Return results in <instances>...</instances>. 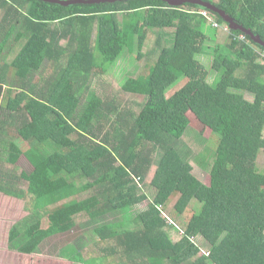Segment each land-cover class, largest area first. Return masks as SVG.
<instances>
[{"label": "trees", "instance_id": "16d2710c", "mask_svg": "<svg viewBox=\"0 0 264 264\" xmlns=\"http://www.w3.org/2000/svg\"><path fill=\"white\" fill-rule=\"evenodd\" d=\"M204 1L264 40V0ZM0 13V191L32 199L25 224L11 231L13 239L23 235L21 252L32 254L48 238L74 232L76 217L86 214L99 223L94 234L110 245L98 242L99 257L84 264H264L262 45L196 3L0 0ZM213 22L227 25L230 36L227 45L213 47L211 68L219 78L209 83L199 58L215 41L206 33L208 26L216 29ZM155 30V49L144 54ZM135 46L136 61L157 56L148 72L121 83L133 98L109 100L93 90V79L109 74ZM49 65L54 72L42 74ZM236 84L254 99L233 92ZM186 111L213 136L208 184L192 165L202 167L207 158L169 130ZM19 139L37 161L20 179L16 172L10 178L6 166L27 153ZM153 167L154 196L146 211L131 214ZM17 181L37 188L26 193ZM89 190H95L91 197L78 199ZM195 204L174 242L166 229ZM108 216L112 221L103 223Z\"/></svg>", "mask_w": 264, "mask_h": 264}, {"label": "rangeland", "instance_id": "374dc122", "mask_svg": "<svg viewBox=\"0 0 264 264\" xmlns=\"http://www.w3.org/2000/svg\"><path fill=\"white\" fill-rule=\"evenodd\" d=\"M0 19H1V13H0ZM213 26V25H212ZM215 27V26H214ZM211 28L210 26L206 27V33L208 36L214 38V42L209 46H212L210 48L209 53H205L203 56H201L199 59L203 63V65L208 70L209 76H208V82L209 83H215L219 75L211 68L213 63V47L217 44L219 45H227L229 42V36H230V29L227 25H219L217 27ZM174 29H165V33H171ZM158 36V31H151L149 34L148 42L146 43V47L144 49V54H149L147 52L152 51L155 49V41ZM13 40V39H12ZM64 45H67L66 42H63ZM11 46V42L8 44L7 50H5L6 55L8 52V49ZM18 53V51H14L11 56L9 57L10 60H12L15 55ZM133 55V56H132ZM132 55H124L119 59V61L114 65L110 67L109 74L103 76V77H96L92 81L93 90H96L98 93H104L106 98L109 100L114 99L118 101H128L130 98H133L132 95L125 94L122 91V85L121 83L127 78H133V77H139L141 73L148 72L149 66L154 62L156 59V56L153 55V57H147L143 56L141 60L136 61L137 57V49L135 46V52ZM44 72V73H43ZM42 72V74H51L54 72V68L49 66H46V69ZM38 75H41L40 73ZM185 81V80H184ZM180 82L176 87L172 88V90L169 92L170 94L174 93L175 90H177L180 85L184 82ZM233 84V83H231ZM230 89L235 93H244L246 98L248 100H253L254 96L251 95L249 92L245 90L243 86H240L239 84H236L235 86H231ZM140 101H143L142 97H139ZM170 133L176 136L178 139H182L190 147H192L193 151L197 153L198 156L201 155L205 157L206 162L202 167H198L195 162H192L193 165V173L196 176L197 179L202 181L205 184H208L209 182V168L212 163V159L214 158V150L211 147V139L212 134L211 132L203 127L199 121L198 117L192 112V111H186L184 114H181L178 117V122H175L174 124L169 125ZM19 145H22V150L27 151L25 154V158L27 159L26 164H20L22 165V168L26 171H32L33 165L37 161V153L26 143L22 140H18ZM30 149V150H29ZM84 150H80V153H84ZM29 159V160H28ZM264 156L261 158V161H263ZM25 161V159H24ZM31 163H30V162ZM262 166H264V163L261 162ZM31 164V165H30ZM10 173L13 174L15 172V167L9 166ZM119 171L122 172L121 168ZM156 171V167H153L151 172L149 173L147 180L144 184H141L140 187L142 188V194L137 198L135 202V206L131 209V214H139L143 211H146L148 208V202L153 198L155 190L151 186V181L154 177ZM21 171H18V173ZM70 172L72 173L69 178L74 179V176L76 174V169L74 167H70ZM10 178H13V175L10 176ZM18 179H20V176H18ZM19 182V181H17ZM24 183L25 192L26 191H35L37 186L34 184H28L26 181H22ZM17 188H21L23 186L20 185V183H16ZM95 190H89L87 192H84L80 195H78V199L82 200L88 197H91L94 194ZM177 198H173L170 201V204H168L167 209L164 210L165 214L169 216L170 212L174 208L176 204ZM32 201V199H31ZM32 205V204H31ZM197 204L195 206L189 207L186 213H184L181 218L178 217L176 227L167 228V232L170 236V238L176 242L180 240L183 236V229L186 226L187 222L191 218V216L194 214V212L197 210ZM32 209V207H31ZM26 216L28 214L21 213V217ZM16 215V214H15ZM17 219H14V222ZM112 221V217H106L102 222L108 223ZM76 223L77 228L74 230V232L58 236L56 238L50 239L49 242L43 247L38 248L37 250H40V253L43 254L42 259H45V264H73L71 259L78 254L83 255L84 258L90 257L92 252L96 254L97 250V243L99 242L100 247H106L110 244L106 242L100 241L99 237L94 234V229L98 226L99 223H94L92 220L86 215H79L76 217ZM172 223V222H171ZM195 242L200 244L201 247L203 245V251L205 250L203 242H201L200 239H195ZM202 254V252H201ZM96 257H99V255H96ZM110 261V260H108ZM105 263V260L103 261V264Z\"/></svg>", "mask_w": 264, "mask_h": 264}, {"label": "crops", "instance_id": "0c3cea01", "mask_svg": "<svg viewBox=\"0 0 264 264\" xmlns=\"http://www.w3.org/2000/svg\"><path fill=\"white\" fill-rule=\"evenodd\" d=\"M16 143L19 144L18 140L16 141ZM26 162L27 159L25 157H21L18 160L15 166V172L17 176H20L22 172L25 171L20 164H26ZM9 166L10 165L6 166L5 168L8 173L10 172ZM18 171L21 172L18 173ZM9 174L15 175L14 173ZM20 185L23 186L22 190L25 191L24 183L20 182ZM27 212L28 214H31L30 196L25 195V197L22 196V198H18L11 195H6L5 193L0 191V264H45L46 260L42 259V256H44V252L43 254L40 253V250H37L32 254L21 252V244L19 243L21 242V240H24L23 235H19L20 237L16 238L14 237V239L12 238L11 231H13V228L16 225L25 224V220L28 218V215L24 216L23 214V216L21 217V213L27 214ZM14 219L17 220L14 222ZM56 237L58 236L48 238L39 246V248L42 246L44 247L50 239ZM12 239L15 241H13ZM96 255L98 254H94L93 252L90 257L84 258L83 255H81L82 260H80L77 255L76 257L74 256L71 261L73 262V264H84V261H89L96 258Z\"/></svg>", "mask_w": 264, "mask_h": 264}, {"label": "water", "instance_id": "95a60500", "mask_svg": "<svg viewBox=\"0 0 264 264\" xmlns=\"http://www.w3.org/2000/svg\"><path fill=\"white\" fill-rule=\"evenodd\" d=\"M45 1H51V2H59L65 5H69L72 3H83V2H104V1H116V0H45ZM167 1L170 5L172 6H181L184 5L186 3H196V4H200L206 8H209L210 10L218 13L220 16L223 17V19L226 20V22L229 24V26L231 28H235V29H240L243 31V33H246L248 35H250L252 37V39L262 45V47H264V40L262 39V37L260 35H257L254 33V31L250 28H247L245 26H243L242 24L238 23L232 16H230L229 14L226 13L225 10L218 8L217 6H215L214 4H212L211 2L208 1H204V0H165Z\"/></svg>", "mask_w": 264, "mask_h": 264}, {"label": "built area", "instance_id": "2783aa9c", "mask_svg": "<svg viewBox=\"0 0 264 264\" xmlns=\"http://www.w3.org/2000/svg\"><path fill=\"white\" fill-rule=\"evenodd\" d=\"M213 26L217 27L218 24L216 22H213ZM262 59H263L262 63L264 64V55H263V58ZM205 255H208V253H206Z\"/></svg>", "mask_w": 264, "mask_h": 264}]
</instances>
